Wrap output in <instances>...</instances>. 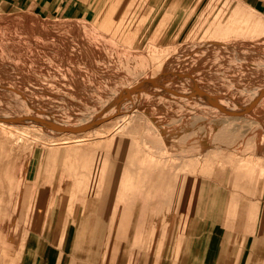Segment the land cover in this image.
Instances as JSON below:
<instances>
[{"label":"rangeland","instance_id":"1","mask_svg":"<svg viewBox=\"0 0 264 264\" xmlns=\"http://www.w3.org/2000/svg\"><path fill=\"white\" fill-rule=\"evenodd\" d=\"M228 1L232 16L214 17L210 38L193 25L197 11L187 26H155L172 22L157 0L109 1L90 20L0 10V243L32 222L39 239V203L53 231L52 215H75L82 172L123 179L124 168L105 154L126 138L134 159L165 170L264 152V19ZM113 158L125 159L118 149ZM65 189L74 197L53 209ZM66 245L62 237L54 243ZM68 252L56 250L67 260ZM15 253L0 250V264H14Z\"/></svg>","mask_w":264,"mask_h":264},{"label":"crops","instance_id":"2","mask_svg":"<svg viewBox=\"0 0 264 264\" xmlns=\"http://www.w3.org/2000/svg\"><path fill=\"white\" fill-rule=\"evenodd\" d=\"M109 1L115 0H0V10L90 20ZM217 1L157 0L156 8L165 11L164 16H170L172 22H156L155 26H187L197 11L193 25L204 26L201 38H210L216 25L213 18L232 16L225 5L229 1L222 0L220 5ZM237 2L243 13L253 12L264 19V0ZM128 143L127 138L120 148L112 143L111 152L105 154L111 164L117 162L124 168L123 179L113 170L108 178H85L82 172L80 210L75 215L51 213L58 223L53 231L50 220L49 229L46 227L39 203V239L32 222L24 227L22 236L18 233L19 240L13 236L5 242L4 238L0 250L16 249L14 264H38L36 255L41 260L44 257L41 264H264V152L245 153L236 163L228 157L208 166L189 160L183 167L179 164L165 170L148 168L143 157L134 159L133 145ZM117 149L124 154L123 162L113 158ZM118 179L123 182L121 194L116 193ZM68 196L74 197L66 189L56 194L53 209L57 205L62 208ZM57 200L62 202L54 204ZM73 207L71 201L69 209ZM60 237L67 245L57 248L54 243ZM56 250L62 254L70 251L68 260Z\"/></svg>","mask_w":264,"mask_h":264},{"label":"bare ground","instance_id":"3","mask_svg":"<svg viewBox=\"0 0 264 264\" xmlns=\"http://www.w3.org/2000/svg\"><path fill=\"white\" fill-rule=\"evenodd\" d=\"M206 45H207V44H206ZM167 73H168V72H167ZM161 75H162V74H161ZM185 75H186V74H185ZM189 75H191V74H188L187 76H185L186 79H187V77H189ZM174 76H175V75H174ZM176 76H177V75H176ZM178 76H179V75H178ZM178 76H177V77H178ZM177 77H176V78H177ZM182 77H183V76H182ZM168 78H170V77H168ZM190 78H191V76H190ZM180 79H181V78H180ZM183 79H184V77H183ZM191 79H192V78H191ZM182 81H187V83H188V79H187V80H185V79H184V80H180L179 82H182ZM162 82H163V81H162ZM191 82H192V80H191ZM182 83H183V82H182ZM189 83H190V82H189ZM193 84H194V82H193ZM182 85H183V84H182ZM185 85L187 86L186 83L184 84V86H185ZM193 86L195 87V85H193ZM189 87H190V86H189ZM194 87H193V88H194ZM185 89H187V88H185ZM190 89H191V88L188 89V92H189ZM132 90H133V89H131V91H130L131 93H132ZM193 90H194V89H191L190 92H194ZM195 90H196V89H195ZM196 91H197V90H196ZM198 91H199V92H198ZM198 91H197L196 93H198V94H197V95H198V98H200V100H201V98H202L203 96L200 95V90H199V89H198ZM168 92H169V91H167V94H168ZM183 92H184V91H183ZM185 92H186V90H185ZM188 92H186V93H188ZM190 92H189V94H190ZM131 93H130V94H131ZM164 93H166V92L164 91ZM196 93H195V94H196ZM176 94H177V93H176ZM189 94H187V95H189ZM191 94H192V93H191ZM205 94H207V93H204V95H205ZM212 95H213V94H212ZM183 96H184V95H183ZM183 96H182V97H183ZM191 96H193V94H192ZM200 96H201V97H200ZM216 96H217V95H216ZM216 96H215V97H216ZM184 97H185V96H184ZM186 97H187V96H186ZM194 97H195V95H194ZM204 97H205V96H204ZM208 97H210L209 94H208ZM221 97H222V96H221ZM224 97H226V96H224ZM189 98H190V97H189ZM196 98H197V97H196ZM217 98H218V96H217ZM222 98H223V97H222ZM219 99H221V98H219ZM226 99H227V98H226ZM226 99H224V100H226ZM203 100H204V99H203ZM211 100H212V99H210V101H211ZM214 100H215V99H214ZM214 100H213V101H214ZM217 100H218V99H217ZM217 100H215V101H217ZM221 100H222V99H221ZM221 100H219V101H221ZM201 101H202V100H201ZM201 101H200V103H201ZM206 101H207V100H206ZM206 101H205V102H206ZM208 101H209V100H208ZM208 101H207V102H208ZM224 102H225V101H224ZM228 102H230V99H229ZM203 103H204V102H203ZM208 103H209V102H208ZM221 104H223V103H221ZM226 104H228V103L226 102ZM226 104H225L224 106H227ZM231 104H232V102H231ZM231 104H230V105H231ZM234 105H235V104H234ZM229 107H230V106H229ZM110 108H111V107H109L108 109H110ZM111 110H112V109H111ZM108 111H109V110H107V112H108ZM53 121H54V120H53ZM51 122H52V121H51ZM64 125H65V126H68L67 124H64Z\"/></svg>","mask_w":264,"mask_h":264}]
</instances>
